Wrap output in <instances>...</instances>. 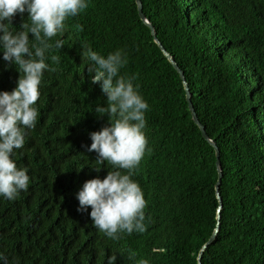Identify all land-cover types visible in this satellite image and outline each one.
<instances>
[{
    "label": "trees",
    "instance_id": "trees-1",
    "mask_svg": "<svg viewBox=\"0 0 264 264\" xmlns=\"http://www.w3.org/2000/svg\"><path fill=\"white\" fill-rule=\"evenodd\" d=\"M156 37L184 74L191 102L219 150L222 208L219 229L201 264H264V0H140ZM27 13L17 14L19 29ZM83 25L84 31L75 25ZM29 38L32 36L29 33ZM55 72L45 73L40 116L25 148L29 187L0 197V254L7 264H197L216 227L218 202L213 148L192 122L178 73L140 21L134 0H90L66 21ZM89 45L106 56L121 49V75L149 104L144 158L132 179L141 187L144 233L113 240L99 232L75 194L87 180L103 179L89 133L108 126L106 94L82 55ZM20 73L0 53V91L11 92ZM150 217V219H149Z\"/></svg>",
    "mask_w": 264,
    "mask_h": 264
},
{
    "label": "clouds",
    "instance_id": "clouds-1",
    "mask_svg": "<svg viewBox=\"0 0 264 264\" xmlns=\"http://www.w3.org/2000/svg\"><path fill=\"white\" fill-rule=\"evenodd\" d=\"M90 0H0V53L5 62L15 66L20 73L16 87L0 91V197L15 199L29 187L27 167H19L17 153L25 148L40 116L37 101L45 73L56 71L59 51L65 44L61 39L66 21L76 18L89 7ZM27 13L19 29L12 27L17 14ZM77 31H84L76 24ZM29 33L32 38H29ZM81 55L90 63L88 72L94 73L92 83H99L106 94V106L97 104L98 116L107 115L109 124L99 131L89 133L87 150L96 153L97 172L105 164L107 175L87 180L75 194L77 211L87 212L92 225L106 237L118 240L120 235L144 233L147 201L140 185L132 179L144 158L148 140L145 113L149 104L134 86L135 75H121L128 63L127 55L117 49L106 56L82 45ZM150 219V217H149ZM117 256L110 255L107 264H116ZM0 264L7 259L0 254ZM141 264H147L142 261Z\"/></svg>",
    "mask_w": 264,
    "mask_h": 264
},
{
    "label": "water",
    "instance_id": "water-1",
    "mask_svg": "<svg viewBox=\"0 0 264 264\" xmlns=\"http://www.w3.org/2000/svg\"><path fill=\"white\" fill-rule=\"evenodd\" d=\"M134 2H135V5H136L137 14H138V17H139L140 21L150 30V34L153 37L154 43L157 45L159 50L162 52L163 56L169 61V63L172 65V67L178 73L179 78L181 79V82H182V85H183V88H184V92H185V100L187 102V107H188V110L190 112V116H191L192 122L198 127L202 138L214 150L215 169H216V173H217V180H216L215 185H214L215 196H216V200L218 202V206H217V209H216V220H217V223H216V227H215L214 231L212 232L211 236L208 238V240L202 245L201 249L199 250V253H198V256H197V264H201V257L203 255L205 249L214 242V240H215V238L217 236V233H218V229H219L220 211H221V208H222L221 197H220V194H219V187H220L221 178H222V167H221V163H220V160H219V150H218L215 142L206 134L204 126L199 122V120L197 118V115L195 113V110H194L192 102H191V94L189 92V89H188L186 80L184 78L183 72L180 70V68L178 67V65L174 61L173 57L164 49L162 44L157 39L154 27L152 26V24L149 22V20L146 18V16L142 12L141 1L140 0H134Z\"/></svg>",
    "mask_w": 264,
    "mask_h": 264
}]
</instances>
